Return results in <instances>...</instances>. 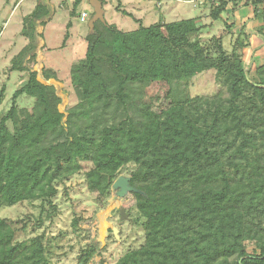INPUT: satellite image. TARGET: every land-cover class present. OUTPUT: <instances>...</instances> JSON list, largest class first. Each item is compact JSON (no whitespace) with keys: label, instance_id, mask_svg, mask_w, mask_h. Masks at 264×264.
I'll use <instances>...</instances> for the list:
<instances>
[{"label":"trees","instance_id":"obj_1","mask_svg":"<svg viewBox=\"0 0 264 264\" xmlns=\"http://www.w3.org/2000/svg\"><path fill=\"white\" fill-rule=\"evenodd\" d=\"M82 1H73V16ZM208 4L210 22L222 20L227 32L245 15L231 51L222 35L201 39L211 24L199 16L147 26L135 18L139 25L129 31L97 20L85 56L71 65L78 101L66 113L55 87L37 79L34 57L24 62L30 46L13 56L9 70L27 79L0 116V209L39 199L41 213L45 205L55 210L57 184L79 172L104 206L124 175L140 190L129 194L144 240L114 264H264V54H256L264 47V0ZM210 69L217 91L191 96L188 82ZM153 82L168 85L158 110L145 100ZM4 93L3 84L0 102ZM22 95L32 98L29 106L19 105ZM108 143L107 158L87 167ZM83 221L73 217V230ZM26 225L0 217V264H55L58 236L20 238ZM102 249L90 239L74 264H88Z\"/></svg>","mask_w":264,"mask_h":264},{"label":"rangeland","instance_id":"obj_2","mask_svg":"<svg viewBox=\"0 0 264 264\" xmlns=\"http://www.w3.org/2000/svg\"><path fill=\"white\" fill-rule=\"evenodd\" d=\"M39 1L0 0V87L5 85L4 97L0 102V116L9 109L14 91L27 79L26 73L9 70L11 63L8 57L6 58L7 42L11 40L15 43L10 53L17 52L24 45L26 38L19 33V29L21 26L24 27V21H27V30H29L30 25L33 26V19L27 20L22 17L30 12ZM50 1L55 7L56 15L46 26L43 36L47 45L51 47L49 54L48 52L45 53L49 59L53 58H51L50 63L53 68L58 70L55 74L57 76L46 80L40 73V63L34 65L33 68L36 69L40 82L55 87L56 94L61 98L58 108L61 112L66 113L67 109L78 101L77 92L71 84L70 68L72 64L85 56L86 35L89 31L88 20L92 16V8L88 1L84 0L75 8L76 15L73 16L71 10L69 11L68 0ZM208 3L194 6L190 2L161 0V6L158 7L159 0H105L103 7L105 20L117 25L124 31L138 27L139 23L135 18L139 19L142 25L147 26L159 20L169 22L199 16L202 18L200 23L211 24L201 30V39L206 41L211 36L222 35L224 47L231 51L245 15L234 18L235 24L231 27V32H227L222 20L210 22ZM82 10L88 13V18L84 22L80 21L79 18ZM123 10L131 13L132 16L123 14ZM244 10L245 8H241L239 12L242 13ZM50 13L51 10H49L48 15ZM68 19L74 23V29L70 30L71 33L65 26ZM253 44L255 46L257 43L254 42ZM249 51L250 48L245 47L241 51L242 58L246 59ZM257 53L258 55L264 54V47ZM52 67L48 68L52 69ZM218 88L214 69L197 74L187 84V91L191 96L210 95L216 92ZM167 89L168 85L164 82H153L146 88L145 100L151 103L154 110H158L165 104L164 94ZM17 101L20 106H29L32 98L22 95ZM110 150L111 144L108 143L94 156L91 162L85 165L90 167L98 160L106 159ZM57 188L58 193L54 199L55 210L45 205L44 213H41V201L39 199L0 209V217H7L14 221L26 220L27 225L24 231L20 232V238H29L42 232L47 237L58 236V241H54L52 247L53 263L74 264L77 261L78 248L92 238L98 240L103 249L88 264H114L127 250L137 248L143 243L142 227L132 222L135 210L131 208L133 204L131 194L127 193L124 197L119 198L114 191L107 203L104 206L100 205L101 203L96 199V193L87 185L83 172L74 174L63 183L57 184ZM121 207H124L127 214V218L122 220H120L119 212ZM48 211H53L51 218L45 216ZM77 215L86 218L87 222H81L80 229L74 231L71 221ZM112 228L117 229V237L112 232ZM87 233L90 237H87ZM250 248L248 246L249 250Z\"/></svg>","mask_w":264,"mask_h":264},{"label":"crops","instance_id":"obj_3","mask_svg":"<svg viewBox=\"0 0 264 264\" xmlns=\"http://www.w3.org/2000/svg\"><path fill=\"white\" fill-rule=\"evenodd\" d=\"M73 1L74 0H68V5L70 8L69 11L72 8ZM36 6L41 7V10H40L41 15L38 17H35L33 19V26L31 27L32 36L28 37V34L25 35L23 33L24 27L21 26V28L19 29V33L22 34V36H24L26 38V41H25L24 45L17 52L10 53L11 52L10 50H11L12 46H14L15 43H13L11 40H8V42H7L8 46L6 49V52H7L6 58L8 57L9 61L11 62V59L13 58V56H15L25 46L29 45L30 50H29L28 54L26 55V57L24 58V62L26 60H28L30 57H34L33 67H34V65L40 63L41 64L40 73L43 76L42 71L44 69H49L48 67H52V64L50 63L52 57L49 59V56L46 55V53H45V52H48V54H49V52L51 51V47L47 45L43 35H44V31H45L46 26L51 22V19L56 15V11H55L54 5L51 3L50 0H40ZM36 6H34L30 12H27L26 14H24V16L22 18L24 19L26 16H28L35 9ZM42 8L46 11V13L44 12V10ZM49 10H51L50 15H48ZM237 18H239V17L237 16ZM68 24H69V26H68ZM256 24H258V22H251L250 23V25H256ZM65 26H67L70 33H71L70 30L74 29V27H73L74 23L72 22L71 19H68L66 21ZM27 38H28V41H27ZM256 54H258V53H256ZM10 55H11V57H10ZM48 60H50V61H48ZM33 67H32V69L34 71H36V69H34ZM52 69H50V70L56 74L58 70L53 68V67H52ZM56 76H55V78H56ZM37 79H38V73H37Z\"/></svg>","mask_w":264,"mask_h":264},{"label":"water","instance_id":"obj_4","mask_svg":"<svg viewBox=\"0 0 264 264\" xmlns=\"http://www.w3.org/2000/svg\"><path fill=\"white\" fill-rule=\"evenodd\" d=\"M89 5L92 8L93 14L90 17V19L88 20V28L89 30H93L94 27V23L99 20L101 22H105V18H104V7L102 4L101 0H87ZM113 188L116 190L115 194L117 197H124L127 193L135 191V192H140V190L136 189L135 187H133L130 182H129V177L124 176V175H120L115 182L113 183ZM120 220L122 219H126L127 218V214L125 213L124 207H121L120 210ZM113 233L115 234V236L117 237V229L116 228H112Z\"/></svg>","mask_w":264,"mask_h":264},{"label":"built area","instance_id":"obj_5","mask_svg":"<svg viewBox=\"0 0 264 264\" xmlns=\"http://www.w3.org/2000/svg\"><path fill=\"white\" fill-rule=\"evenodd\" d=\"M174 1H179V2H190V3H192L194 6H196V5H203V4H205V3H208V2H210V1H215V0H174ZM159 3H160V4L158 5V7L161 6V0H159ZM79 18H80V21H82V22L86 21V19L88 18V13H87L86 11L82 10V11L80 12V16H79Z\"/></svg>","mask_w":264,"mask_h":264}]
</instances>
